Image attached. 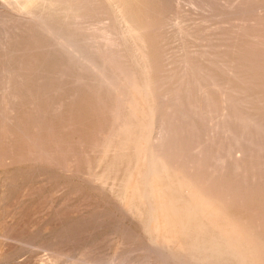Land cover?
<instances>
[{"label": "bare ground", "instance_id": "1", "mask_svg": "<svg viewBox=\"0 0 264 264\" xmlns=\"http://www.w3.org/2000/svg\"><path fill=\"white\" fill-rule=\"evenodd\" d=\"M166 1L174 9L157 13L140 37L121 29L120 10L102 0H0V163L26 159L68 176L83 170L109 186L120 217L146 232L117 222L103 256L92 250L99 244L60 248L56 232L37 243L36 227L19 213L24 190L0 220V258L38 250L45 255L34 261L47 257L44 264H137L127 249L142 238L162 264H264V17L224 30L210 22L220 0ZM262 5L237 7L250 14ZM201 80L214 87L201 90ZM124 143L133 158L110 178L106 162ZM69 197L47 201L57 222L87 215L85 202ZM202 198L208 210L200 217ZM247 241L251 256L241 250ZM113 250L124 256L113 259Z\"/></svg>", "mask_w": 264, "mask_h": 264}, {"label": "rangeland", "instance_id": "2", "mask_svg": "<svg viewBox=\"0 0 264 264\" xmlns=\"http://www.w3.org/2000/svg\"><path fill=\"white\" fill-rule=\"evenodd\" d=\"M203 1H205V0H203ZM242 1L243 0H225V1L220 0L219 3L215 4L212 11H210L212 13V14L210 13L211 16H213L211 18V21H210V22H212L211 23L212 26L221 25L220 28L225 30V28L229 29L230 26H233L234 24L235 25H237V24L249 25L250 23L257 20V17L259 15L264 17V15H263L264 14V5H262L263 9H261V7L257 8L258 12L256 9L254 11V13L250 12V14H249L248 13L249 10L247 11V13L244 10V8H246V7H243V8L241 7L238 9L237 6ZM102 2L106 5V7L110 8V6H113V8L116 9V11L118 10V12H119V10H120V12H119L120 15L119 16L117 15V16H118V26L121 29L124 28L125 26H129L132 29H134L135 32H137V34L140 37L146 36L144 34L145 27L148 24L149 20H153L154 18H157V13H160L163 11L167 12V11H170V9H174V5L171 4L170 2H167L166 0H159L158 3H155L151 6V8H148L149 10L146 8V4L149 2V0H102ZM225 2L227 4H224ZM262 2L264 3V0H262ZM232 4H233L234 10H228L227 7H232ZM0 6H1V2H0ZM182 6L185 9L188 8L187 4L182 3ZM166 8H167V10H166ZM218 10H220L221 13ZM226 10H228L229 12ZM236 11H239L241 14L239 15V12L237 13ZM242 11H244L245 13ZM204 13H206V12H204ZM242 13H244L245 16ZM206 14H208V16H209V12ZM206 14H196V15L197 16L202 15L203 17H205V16H207ZM226 14H228V15L226 16ZM221 15H223V16H221ZM247 15H249L250 17ZM247 17H249L250 19ZM194 18H196L195 15H194ZM124 21L126 24L124 23ZM220 21H223L224 23L225 22L226 23L223 24V22H220ZM242 21H244V23H242ZM239 22H241V23H239ZM204 49L205 48H203V50ZM155 56L156 55H150L149 54V57L151 59L152 58L156 59ZM206 56L210 57L212 59L215 58V55H211V54L206 55ZM200 87H201L200 88L201 90H209V89L213 88L214 85H212L211 82L208 80H201L200 81ZM80 108H83V107H80ZM209 115H210L211 120H216L219 117L218 111L210 112ZM132 156H133V152L131 151L130 146L126 143L120 144L117 152L109 158L108 162H106L107 163V169H108L107 171H105L106 176H109L110 178H112V177H115L116 175H118L119 173L121 174L128 167L131 159L133 158ZM35 164H37V165H35ZM82 174H83V170H82ZM82 174L77 175V176H68V175H65L62 173L52 172L50 170L47 171L44 169V167L40 163H37L34 161H29L26 159L21 160V159L13 158L11 161L0 163V220H2L4 218L8 219L10 212L14 209L13 204L18 199L21 198V193L24 190H27V194L25 197L26 199H23L25 202L21 199L19 201L20 202L19 205L22 204L21 207L19 208V213L21 214V218H23L24 220L26 219V221L28 222L27 225H30V226L33 225L34 227H36V228L33 227L34 229H36V231H35L36 233L38 230H42L43 227H45L46 225L49 226V224L51 225V224H55L57 222V220H55L53 217V209L49 207V204L47 202L48 200H50L52 198V196H53L52 199L56 203L55 205H57V203L58 204L62 203L68 196L72 197V199L74 201H81L83 203L85 202L84 203V205H85L84 212L87 215L85 217H83L84 219L81 217L79 218L77 216H75V217L70 216V217L64 218L61 221L62 223L57 222L55 224V226L48 227L50 229V230L48 229L49 230L48 233L46 232L43 235L42 234L39 235V234H36L34 232L33 235H36L37 243H40V242L43 243L46 241H50L52 239V237H50V236L55 235L54 233L56 232V236H58L57 244L60 248H62V249L65 248L66 251H71L73 253H82V252H84V248L91 247L94 244H99V245H95L94 248H92V250L94 249L93 250L94 253L96 251H98L95 253L96 255L98 254L99 256H103L108 251V249H106V250L104 249V248H107V245H105V244L107 243L109 238H111V235L116 231L117 222H119L118 226L130 227L129 231H131L132 233L138 234L140 232V235L142 237H143V234L144 235L146 234V232L145 231L143 232L142 229H140V228L138 229L137 228L138 226L136 227L137 224H135L133 222L130 223L127 220L120 217V216H122V211L119 209L120 211L118 212V209L116 208V205L118 204L117 200L115 199V197L110 192L109 186H101V185L97 184L96 181L95 182L93 181V183H91L92 179L90 177L88 178V176L85 177L86 174H84L83 176H82ZM21 175H22V177H21ZM76 177L77 178L81 177V179L80 178L75 179ZM82 177L83 178L85 177L86 180H83ZM28 179H30V180L28 181ZM88 179H91V180H88ZM32 180H34V181L32 182ZM75 180L77 182H75ZM87 180H88V182H86ZM79 181H81V182H79ZM82 181L84 183H82ZM41 182H44L45 185ZM5 184H7V185H5ZM19 184H20V186H19ZM6 191H8V192L6 193ZM74 192L77 194H75ZM3 193H4V195H3ZM8 193H10V194H8ZM49 193L51 196L49 195ZM71 194L72 195L75 194V195L71 196ZM31 195H32V197H31ZM14 198H15V200H14ZM66 201H68V200H66ZM104 202H106V203H104ZM8 203H9V205H7ZM17 203H18V201H17ZM87 203H89V204H87ZM4 207H7V208H4ZM9 207H10V209H8ZM206 207H207V200L205 198H202L200 200V202L198 203V206H197V213L200 217L203 215L204 211L208 210ZM100 218L103 219L104 222L100 223V221H99ZM42 219H44V220H42ZM49 219H50V221H48ZM51 220H52V222H51ZM169 222H170L169 223L170 228H175V224L173 222L172 216L169 218ZM130 224L133 225V227ZM134 225H135V229H134ZM51 232H54V233H51ZM57 232H58V235H57ZM141 232H143V233L141 234ZM46 234H49V235H47L48 237L46 236ZM50 234H53V235H50ZM153 234L156 235V232H153ZM66 235H68L69 237L68 236L66 237ZM43 236H44V239H43ZM75 237L77 238V240H76L77 242L76 241L75 242L70 241V240H75ZM103 237H106V238H103ZM134 238H135V236L133 237V239ZM66 239H67V243H66ZM38 240H40V241H38ZM42 240H43V242H42ZM44 240H46V241H44ZM136 240L138 243L136 242ZM62 241H63V243H62ZM133 242H136L137 246L135 245V243H133L132 244L133 246L131 248L127 249V251H128V256L131 257V255H132L131 258L135 257L134 259H136L135 261L137 264H141L142 261H144L145 264H156L157 261L158 262L160 261L159 263L157 262V264L161 263V260L159 258L156 257L157 260L155 258V256H158V255H157L156 249L153 246L150 245V248H148L149 246L146 245L145 242H143L142 238H138V239L135 238ZM100 244H101V246H100ZM134 245L136 247L139 246L142 249L141 248L139 249V247L136 248ZM142 246H144V247H142ZM254 246H255L254 244H251L248 241L243 242V244L241 245V250L244 252L245 256H247V255L251 256L253 249H254ZM95 247L97 249H99V248L100 249L97 250ZM145 247H146V249H145ZM132 248L137 249V250H133ZM117 251L118 250H113L114 253L112 252V258L113 259L116 258L115 260H117V259L120 260L124 256L123 255L124 252L118 251V253L116 254ZM234 251H236V250H234ZM18 253H17V255H14L12 258H8V257L0 258V264H4V263L12 264V262H13V264H20V262H21V264L22 263L23 264H32V263L33 264H39V262L41 263L40 260H42V259H43V261L41 264H44V261H45L44 258L47 259V257H42L45 255L43 251L38 252V250H37V251L33 252V254H31V253L28 254L27 252H22V251L18 252ZM99 253H103V255H101ZM146 253H148L149 255ZM38 254L39 255L43 254V255L38 257V259L36 261H34L35 260L34 256L37 257V256H39ZM115 254L117 255V257L115 256ZM118 255H119V257H118ZM15 256H17V257H15ZM19 256H20V258H19ZM27 256H28V258H27ZM29 256H31V257H29ZM144 256L146 257V259L148 257V259H147L148 262L145 261L146 259L142 260L144 258ZM139 257H142V258L139 259ZM16 258L21 259V260L19 261ZM3 260H5V261H3ZM14 260L16 261V263ZM24 261L26 263H24ZM142 264H144V263H142ZM242 264H244V263H242ZM245 264H257V263H256V261H251V262H245Z\"/></svg>", "mask_w": 264, "mask_h": 264}]
</instances>
